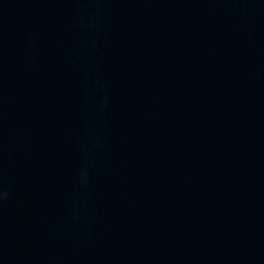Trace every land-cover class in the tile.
<instances>
[{
  "label": "water",
  "instance_id": "95a60500",
  "mask_svg": "<svg viewBox=\"0 0 264 264\" xmlns=\"http://www.w3.org/2000/svg\"><path fill=\"white\" fill-rule=\"evenodd\" d=\"M0 264H264V0H0Z\"/></svg>",
  "mask_w": 264,
  "mask_h": 264
}]
</instances>
